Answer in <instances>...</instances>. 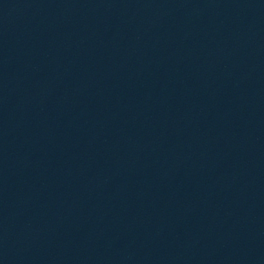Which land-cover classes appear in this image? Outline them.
Returning a JSON list of instances; mask_svg holds the SVG:
<instances>
[{
	"label": "water",
	"instance_id": "1",
	"mask_svg": "<svg viewBox=\"0 0 264 264\" xmlns=\"http://www.w3.org/2000/svg\"><path fill=\"white\" fill-rule=\"evenodd\" d=\"M0 264H264V0H0Z\"/></svg>",
	"mask_w": 264,
	"mask_h": 264
}]
</instances>
